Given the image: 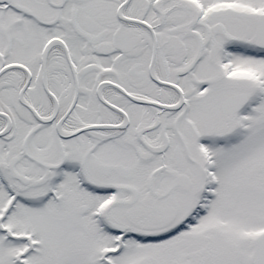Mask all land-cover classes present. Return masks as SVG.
Masks as SVG:
<instances>
[{
    "label": "snow or ice",
    "instance_id": "6c2138e0",
    "mask_svg": "<svg viewBox=\"0 0 264 264\" xmlns=\"http://www.w3.org/2000/svg\"><path fill=\"white\" fill-rule=\"evenodd\" d=\"M0 264H264V0H0Z\"/></svg>",
    "mask_w": 264,
    "mask_h": 264
}]
</instances>
